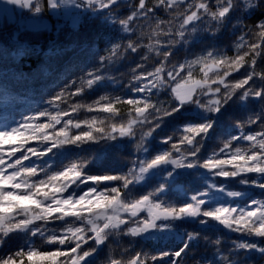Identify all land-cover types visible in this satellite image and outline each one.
Returning <instances> with one entry per match:
<instances>
[{"label":"snow or ice","instance_id":"snow-or-ice-1","mask_svg":"<svg viewBox=\"0 0 264 264\" xmlns=\"http://www.w3.org/2000/svg\"><path fill=\"white\" fill-rule=\"evenodd\" d=\"M48 3L66 23L78 6L77 0ZM83 4L112 18L122 35L93 67L65 76L58 91L45 89L48 99L21 122L0 120V264H189L202 236L204 252L192 264H255L257 256L264 264V67H258L264 19H243L249 10L264 11V0ZM20 5L28 17L18 15ZM31 6V0H0V20L18 17L21 28H31ZM229 22L233 55L211 43ZM204 39L201 54L175 59L179 49L187 53L193 41ZM129 56L134 66L114 75ZM36 78L34 73L28 83ZM103 80L121 85L122 94L88 105L73 102ZM16 99L7 87L0 91L5 105ZM82 107L96 114L74 119ZM169 122L175 125L171 133L161 128ZM157 136L162 143L153 150ZM214 138L220 143L205 155ZM89 142L127 152V171L102 167L93 174L89 160L56 170L38 163L63 146ZM198 169L215 179L199 184ZM231 181L246 187L229 191ZM137 185L146 191L129 199ZM248 191L256 194L235 199ZM176 192L182 197L173 201ZM192 221L216 238L186 227L173 230ZM21 236L24 242L14 243ZM137 238L168 243L134 250Z\"/></svg>","mask_w":264,"mask_h":264},{"label":"trees","instance_id":"trees-1","mask_svg":"<svg viewBox=\"0 0 264 264\" xmlns=\"http://www.w3.org/2000/svg\"><path fill=\"white\" fill-rule=\"evenodd\" d=\"M31 11L40 12L41 17L47 19L51 27L43 30H29L19 28L18 23L9 25L7 23L0 24V91L7 87L8 91L18 97L13 103L5 105L0 100V120L5 117L14 120L16 123L21 122L27 115H31L30 109L35 108L37 105L43 104V101L48 99L47 96L42 95L45 89L49 91H58L65 82V76L71 78L74 75H79L80 72L88 70L97 63V58L105 55V49L111 46L112 43L122 35L120 26L115 21L105 15L99 9L85 7V11L79 17V20L73 22L70 20L66 23L61 16L55 17L48 6V0H37ZM127 9H122L121 12H127ZM235 16V14H234ZM234 18V17H233ZM243 19L248 23H254L264 19V11L249 10L245 13ZM231 27V22L226 26L225 32L219 34L211 43L219 50L226 51L227 54L233 55L234 48L232 47L233 37L230 32H226L227 28ZM208 43L206 39L200 41H193L189 46L187 53L183 48L179 49L176 53L175 59L181 62L187 56L188 59H193L195 55L201 54L202 49ZM133 57L129 56L121 60L113 74L119 72H127L130 67H133ZM258 67H264V58L258 60ZM37 74L35 82L28 83L33 74ZM201 73H196V78L201 77ZM211 75V73H210ZM122 86L114 84L110 80H103L93 89H86L84 95L76 98L73 102L82 105L91 104L94 100L99 99L102 95L115 96L122 94ZM126 91V90H125ZM160 99H166L162 95ZM121 111L126 112L125 106H120ZM230 115L237 114L235 109H228ZM94 112H89L87 107H82L78 112L72 113L76 120L90 119ZM242 115V113H240ZM100 115H104L101 113ZM225 123H228L227 116ZM11 126H15V123ZM60 127L59 125L57 126ZM175 127L171 122L161 126V128L171 133ZM115 143V142H113ZM162 137L157 136L152 141V149L155 150L160 147ZM220 143L219 139L214 138L206 143L203 152L205 155L210 154L216 149ZM244 146V145H240ZM7 145L5 149H7ZM19 155V153H17ZM127 152H120L115 148H110L103 142L94 143L89 142L82 145H66L58 150H54V154H49L46 161H38L41 164H50V170H56L70 166L72 163H80L82 160H89L88 171L93 174L99 173L102 167H112L127 171L128 160ZM32 159H35L33 157ZM24 163H28L25 161ZM201 173L199 184L207 186V184L215 178L205 174V170L198 169ZM115 174V173H113ZM223 179V178H220ZM239 180V177L237 178ZM143 183V182H141ZM187 187L186 182H182ZM194 187L197 184L193 185ZM131 187V186H130ZM246 186L231 181L227 183V189L243 190ZM86 190V189H85ZM146 191L142 189L141 185H137L136 189L129 195V199H135L138 192ZM252 191L244 192L237 200H243L248 195H254ZM67 195V193H65ZM182 193L176 192L170 199L175 201L181 198ZM259 198V196H258ZM189 231L198 230L205 235L210 236L212 239L216 238V233H208L197 222L179 223L174 226V229L184 228ZM226 231V230H225ZM238 234L233 233L234 239ZM24 238L21 236L14 243H23ZM40 243L39 241H36ZM127 243V238H125ZM168 241L163 239H136L134 250L143 248L145 251H150L159 247H163ZM206 241L201 239L197 242L195 252L196 255L191 257L189 264H192L193 259H199V255L204 252ZM131 255V252L128 254ZM127 256L125 257V259ZM255 264H260L259 257H253Z\"/></svg>","mask_w":264,"mask_h":264},{"label":"rangeland","instance_id":"rangeland-1","mask_svg":"<svg viewBox=\"0 0 264 264\" xmlns=\"http://www.w3.org/2000/svg\"><path fill=\"white\" fill-rule=\"evenodd\" d=\"M36 3H37V0H31V5H32V6H31L30 11H34V12L36 11V10L33 9V6H35ZM77 5H78V6L74 9L73 14H72V16H71V19H70L71 22H77V21L79 20V17H80V16L82 15V13H83V12H82V8H81L80 5L78 4V2H77ZM48 6L50 7L51 13H52L55 17H58L57 13L54 12V11L51 9V6L49 5V3H48ZM16 12L18 13L19 16L28 17V11H24V6H23V5H20L18 8H16ZM32 13H33V12H32ZM59 16L63 17L62 15H59ZM17 19H18V17H12V18L7 22V24H9V25L15 24V23H17ZM62 19L65 20L64 17H63ZM3 23H5V22L2 21V20H0V24H3ZM50 27H51V25H50V23L48 22V20L42 18L40 12H39V13L37 12V13H35V16H34V23H33L32 27H31V28H28V29H29V30H34V31H36V30L49 29ZM19 28H21V27L19 26ZM21 29H24V28H21ZM109 214H111L110 211H109Z\"/></svg>","mask_w":264,"mask_h":264},{"label":"water","instance_id":"water-1","mask_svg":"<svg viewBox=\"0 0 264 264\" xmlns=\"http://www.w3.org/2000/svg\"><path fill=\"white\" fill-rule=\"evenodd\" d=\"M81 4H83V0H78ZM84 5V4H83Z\"/></svg>","mask_w":264,"mask_h":264}]
</instances>
